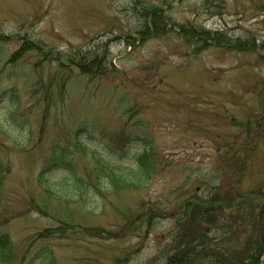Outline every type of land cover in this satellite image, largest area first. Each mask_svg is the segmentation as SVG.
Returning a JSON list of instances; mask_svg holds the SVG:
<instances>
[{"label": "rangeland", "instance_id": "1", "mask_svg": "<svg viewBox=\"0 0 264 264\" xmlns=\"http://www.w3.org/2000/svg\"><path fill=\"white\" fill-rule=\"evenodd\" d=\"M263 210L264 0H0V264H226Z\"/></svg>", "mask_w": 264, "mask_h": 264}, {"label": "trees", "instance_id": "2", "mask_svg": "<svg viewBox=\"0 0 264 264\" xmlns=\"http://www.w3.org/2000/svg\"><path fill=\"white\" fill-rule=\"evenodd\" d=\"M184 32H188V30H184ZM205 33V32H204ZM191 34V33H190ZM185 38H189L190 36H197L199 37L198 33H194L188 36L187 34H182ZM205 37H207L208 33L204 34ZM145 148L140 152L137 153V158H135L136 164H137V169L135 170H130L129 168H126L127 171L125 170H119L117 171V174L113 176V180L115 182L125 185V184H139L141 182L148 180L149 174H148V167L142 163L143 158L145 155L150 153L148 148ZM62 151V150H61ZM60 151H55L52 163L54 164L53 167H48V170H52L54 167H62L64 168L67 172H72L71 165L73 164L72 158L69 157V153H66V151L61 152L58 154ZM142 160V161H141ZM147 167V168H146ZM109 171L111 172V168H108ZM47 170V171H48ZM129 171V173H128ZM45 170L40 174L41 178L40 181L42 180L43 173ZM131 172V173H130ZM112 173V172H111ZM73 174V173H72ZM73 177L75 178L73 181V185L77 190H80L83 188L84 184L80 179H77L74 174ZM43 181V180H42ZM45 182H49L47 177H44V184ZM43 183V182H42ZM201 212V211H200ZM198 212V213H200ZM264 210L260 215H256V218H258L257 222L255 224H252L255 226L256 230V235H257V242L256 244L251 247H249V254L246 255V258H240L238 261L237 259L232 260L230 258H224L226 260V264H263V255H264ZM194 211L192 212V215H190V218L192 219H198L199 221L204 222L205 224H210V222L207 219V215H193ZM203 214V213H202ZM254 223V222H253ZM8 240V237L6 235H1L0 236V253L2 250L5 248L4 245L6 244ZM210 240V237L205 233L202 232L200 233L196 238L190 239V240H185L178 235V241L175 246H173V251L166 256L164 264H194L196 259L202 255H206V251L204 249H199L198 244L201 245L203 241ZM197 243V244H196ZM217 254H222V253H217ZM207 256V255H206ZM46 264H51V262L47 261Z\"/></svg>", "mask_w": 264, "mask_h": 264}]
</instances>
